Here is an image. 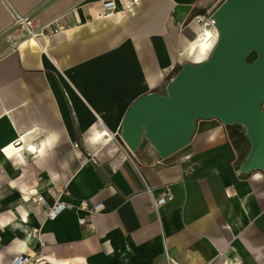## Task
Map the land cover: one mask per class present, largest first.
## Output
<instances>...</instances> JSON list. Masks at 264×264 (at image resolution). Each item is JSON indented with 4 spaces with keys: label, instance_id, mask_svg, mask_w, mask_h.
I'll use <instances>...</instances> for the list:
<instances>
[{
    "label": "crops",
    "instance_id": "obj_1",
    "mask_svg": "<svg viewBox=\"0 0 264 264\" xmlns=\"http://www.w3.org/2000/svg\"><path fill=\"white\" fill-rule=\"evenodd\" d=\"M104 1L0 0V151L23 148L7 166L0 157L4 259L20 249L60 264H264V171L238 172L252 148L244 125L201 119L167 158L121 138L140 95L164 93L210 53L189 46L225 0H143L134 17H103ZM55 20L67 28L42 35ZM60 188L69 208L44 220ZM162 188L171 198L154 207ZM82 201L106 208L93 232Z\"/></svg>",
    "mask_w": 264,
    "mask_h": 264
},
{
    "label": "water",
    "instance_id": "obj_2",
    "mask_svg": "<svg viewBox=\"0 0 264 264\" xmlns=\"http://www.w3.org/2000/svg\"><path fill=\"white\" fill-rule=\"evenodd\" d=\"M212 18L218 39L208 58L185 62L164 93L140 95L121 138L133 153L148 141L167 158L191 143L199 120L218 118L244 125L252 141L238 172L264 171V0H225Z\"/></svg>",
    "mask_w": 264,
    "mask_h": 264
},
{
    "label": "built area",
    "instance_id": "obj_3",
    "mask_svg": "<svg viewBox=\"0 0 264 264\" xmlns=\"http://www.w3.org/2000/svg\"><path fill=\"white\" fill-rule=\"evenodd\" d=\"M143 0H107L104 1V14L103 17H110L115 16L118 14H121L123 16L127 17H134L138 13V8L142 4ZM28 17L18 18L17 20V26H23V22L27 20ZM76 21L80 22L81 18L79 16H75ZM58 20H55L54 22H50L43 29L41 30V34L45 35L48 33H52L55 31L66 29L67 26L64 24H57ZM197 21L201 22L203 19L198 16ZM207 21L215 27V21L212 17L207 18ZM48 29L49 32H45V29ZM216 28V27H215ZM33 31H30L29 34L32 35ZM206 33H202L200 36H198L197 39L192 41V50H199L202 47H205L206 49H209L210 51L214 48V44L216 43L218 39V30L217 34L214 33L213 36L207 38ZM36 36L38 34H35ZM190 44V45H191ZM153 192V190H151ZM64 192V188L56 189V190H50L49 194L51 197L55 198V202L52 205H49L45 207L43 210V216L44 220H55L62 211L69 208V205L66 201L62 200V195ZM170 190H167L166 188H162V194L159 195L154 199V207H157L163 203H165L168 199H170ZM45 198L41 197L40 201H44ZM80 208L84 210L90 209L89 216H79V223L82 225H87L89 230L91 232L95 229V224H93L92 216L93 213H102L105 211V206L102 204L94 205L92 208H88L85 201H82L80 204ZM34 238H38V233L36 231L33 232ZM13 264H60L52 258H45L40 252L38 251H31L30 253L22 252V254H17V256L14 258ZM63 264V263H62Z\"/></svg>",
    "mask_w": 264,
    "mask_h": 264
},
{
    "label": "bare ground",
    "instance_id": "obj_4",
    "mask_svg": "<svg viewBox=\"0 0 264 264\" xmlns=\"http://www.w3.org/2000/svg\"><path fill=\"white\" fill-rule=\"evenodd\" d=\"M207 30H208V33H206V37L207 38L211 37L212 34L214 35V32H215V34H217V30H216L215 27H214V29L208 27ZM191 46H192V44L189 47L192 48ZM202 48L204 49L205 47H202ZM206 53L208 54V51ZM1 148H2V150L0 151V153H1L0 154L1 161L6 166L8 164L7 163V160L8 159H11V158L14 157L16 160H19L20 159L21 151L23 149L22 147H18L14 140H11L8 143L4 144ZM4 223H5V221L3 220V216L0 215V227H3V224ZM16 251H18L17 252L18 254H22V252H20V249H18ZM0 264H11V260L4 259L3 252L1 250H0Z\"/></svg>",
    "mask_w": 264,
    "mask_h": 264
},
{
    "label": "rangeland",
    "instance_id": "obj_5",
    "mask_svg": "<svg viewBox=\"0 0 264 264\" xmlns=\"http://www.w3.org/2000/svg\"><path fill=\"white\" fill-rule=\"evenodd\" d=\"M18 27H20V26H16L15 29H19ZM14 31H16V30H14ZM208 56H209V54H208L203 60L207 59ZM255 57H256V54L253 53V54L250 56V60L254 59ZM2 187H3L2 189H7L6 185H2ZM38 201H40V198H38ZM0 202H1V203H0V213L3 214V211H2V195H1V179H0ZM33 232H34V231H33ZM33 232H32V238L34 237V236H33ZM8 234L10 235L11 232L9 231ZM16 256H17V255H14V257L10 258V259H11V264H13L14 258H15Z\"/></svg>",
    "mask_w": 264,
    "mask_h": 264
}]
</instances>
